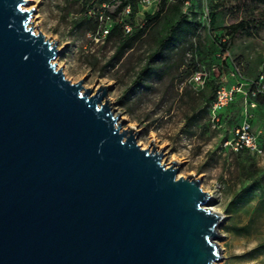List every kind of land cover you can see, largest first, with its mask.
<instances>
[{"label":"water","instance_id":"95a60500","mask_svg":"<svg viewBox=\"0 0 264 264\" xmlns=\"http://www.w3.org/2000/svg\"><path fill=\"white\" fill-rule=\"evenodd\" d=\"M31 0H0V264H215L222 215L57 67Z\"/></svg>","mask_w":264,"mask_h":264},{"label":"rangeland","instance_id":"374dc122","mask_svg":"<svg viewBox=\"0 0 264 264\" xmlns=\"http://www.w3.org/2000/svg\"><path fill=\"white\" fill-rule=\"evenodd\" d=\"M68 2L31 0L25 6L35 8L31 17L35 31L39 25V31L47 39L57 42L61 50L54 59L57 67L72 82L83 78V86L93 91L107 85L112 110L119 121L124 120L122 128L139 131L137 143L143 148L150 141L157 150L163 148L162 163L167 166L173 160L180 163L177 176L194 175L201 179V188L212 197L206 206L223 216L217 228L222 236L217 241L220 258L215 264H264V81L256 98L250 93V81L264 73V30L256 37H237L225 54L210 51V41L223 37L224 28L241 19L245 8L237 0H204V8L219 6L214 10L216 20L210 34L206 30L201 32L200 46L194 39L199 47L197 59L212 79L222 78L220 85L240 86L234 98L220 110L218 120H212V114L208 109L204 114L202 106L210 91L208 79L203 85L193 86L184 71L185 65L172 66L167 69L169 72L160 69L159 75L146 79V87L124 93L155 46L159 22L133 39L132 46L122 54H115L116 38H92L83 29L73 28L72 22L80 17L81 9L92 6L87 18L101 15L99 29H110L112 24L106 15L113 13L119 2L105 5L96 1L83 5L82 0ZM155 7V3L140 4L134 19L120 13V21L126 28L131 27V21L140 24ZM172 57V62L179 61L176 54ZM189 59L186 56L185 61ZM234 70L235 75H231ZM250 101L255 103L251 124L259 132L258 143L263 153L235 154L223 142L233 137ZM195 112L198 116L192 117ZM148 148H152V143Z\"/></svg>","mask_w":264,"mask_h":264},{"label":"trees","instance_id":"16d2710c","mask_svg":"<svg viewBox=\"0 0 264 264\" xmlns=\"http://www.w3.org/2000/svg\"><path fill=\"white\" fill-rule=\"evenodd\" d=\"M91 1H96L100 5L119 2L115 11L106 15V17L110 18L112 24L107 34L101 37L102 29H99V18H101V15L87 18L88 8L92 6L80 10L82 13L80 17L72 22V27L83 29L85 33L88 32L90 34V37L98 38L99 40L116 38L118 42L115 54H122L126 48L131 47L133 39L145 34L154 23L159 22L161 24V28L157 31L158 35H156L154 40V48L147 54L143 65L136 72L133 81L124 93L132 92L136 88L146 87V79L153 74L159 75L160 69L169 72L167 69L172 68V66L178 68L180 65H185L186 69L184 71L186 75L191 76L200 67H204L197 59L196 52L199 47L196 45L194 39L198 41L200 46L201 32L206 30L210 34L216 20L214 10L218 8V4H213L212 6L206 4L207 6L204 8V0H189L190 5L187 10H184L185 0H158L152 13H146L140 24L135 25L131 21V27L127 30L125 23L120 21V13H126L130 19H134L136 9L140 5V0H82V5ZM237 1L242 2L241 8H245V15L238 21L227 25L224 28L223 37L210 41V51L218 50L220 53L225 54L237 37H256L264 30V0ZM71 2L73 0H69L68 3L71 4ZM74 2H79V0H74ZM126 8H129L128 12H126ZM222 38L225 39L223 40ZM173 54L179 57V61L172 62ZM186 56H190L188 62L185 61ZM210 76L207 77L208 80L206 79L210 85V91L204 96V103L202 105L204 114L207 112V109L211 113V105L214 101L216 90L222 82L220 76L214 79ZM254 88L255 86H250V93ZM259 94L260 92L253 97L256 98ZM197 116V112L192 113V117ZM244 151L249 150L242 149L234 151V153L240 154Z\"/></svg>","mask_w":264,"mask_h":264},{"label":"built area","instance_id":"2783aa9c","mask_svg":"<svg viewBox=\"0 0 264 264\" xmlns=\"http://www.w3.org/2000/svg\"><path fill=\"white\" fill-rule=\"evenodd\" d=\"M158 0H140V4L150 5L155 3L157 4ZM190 5L189 0L184 2V10H187ZM207 10V9H206ZM129 11V8H126V12ZM130 27H127L129 30ZM108 32L107 28L101 30V37H104ZM224 40V39H223ZM236 70L231 72V75H235ZM209 76V71L205 67H200L198 70L193 72L190 76V83L193 86L203 85L207 77ZM264 81V73L260 72L254 80L250 81V86H255L251 91V95L255 96L258 92H261V83ZM240 90V86L232 85L225 86L220 85L215 94L214 101L211 105V114L212 120H218L217 113L218 111L227 105L235 96V94ZM255 107V103L250 101L246 104L243 113V119L239 126L234 130V135L231 139L225 140L223 142L224 147H229L233 151H240L242 149H248L251 152L263 153L262 148L259 146V132L253 130L251 119L253 117V112L251 109Z\"/></svg>","mask_w":264,"mask_h":264},{"label":"bare ground","instance_id":"6f19581e","mask_svg":"<svg viewBox=\"0 0 264 264\" xmlns=\"http://www.w3.org/2000/svg\"><path fill=\"white\" fill-rule=\"evenodd\" d=\"M213 210V209H212ZM213 211H215V210H213Z\"/></svg>","mask_w":264,"mask_h":264}]
</instances>
